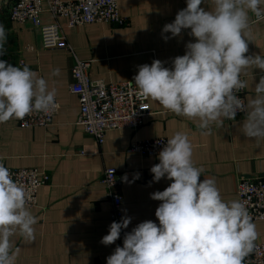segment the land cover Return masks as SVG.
<instances>
[{
	"label": "crops",
	"instance_id": "0c3cea01",
	"mask_svg": "<svg viewBox=\"0 0 264 264\" xmlns=\"http://www.w3.org/2000/svg\"><path fill=\"white\" fill-rule=\"evenodd\" d=\"M16 0H0V24L7 32L6 50L0 60L13 66H29L38 77H43L49 90H55L60 109L47 127L23 128L18 119L0 123V163L10 168L35 167L50 173V183L41 187L37 205L29 207L38 218L35 240L28 242L13 237L19 248L16 264H99L113 253L117 242L104 246L102 237L111 224V200L100 178L107 168L117 169L122 196L123 216L132 217L128 231L138 223L152 220L159 224L155 210L160 201L150 193L163 191L171 181L162 178L151 183L150 168L159 163L158 156H142L128 152L135 140L170 138L175 132H185L193 145V163L203 168L204 176L215 180L225 201L238 199L237 183L240 176L264 174V140L255 141L243 135L241 127L245 115L225 120L224 126L213 127L209 135H202L195 122L162 108L149 99L151 113L138 129L123 128L108 131L102 144L85 133L77 123L80 112L77 96L71 92V67L74 56L62 50H44L39 29L29 23L9 18V8ZM47 0H42L40 21L54 22L47 11ZM120 13L128 26L116 27L109 23H93L68 27L59 19L63 33L80 60H90L89 75L106 83L131 81L138 66L151 65L159 59L165 67L185 54V45L194 42L183 30L181 36L167 42L162 38L163 26L174 21L177 12L186 7V0H118ZM208 10L207 3L202 4ZM255 39L249 43L246 55L264 54V21L253 25ZM165 35L171 36L170 33ZM33 47L32 49H29ZM58 74L53 75V70ZM264 75L259 69L249 70L246 98L252 86ZM253 79V85H252ZM135 173L140 178L133 181ZM127 175L128 181L123 177ZM239 200V199H238ZM257 238L264 241V220L254 222Z\"/></svg>",
	"mask_w": 264,
	"mask_h": 264
},
{
	"label": "clouds",
	"instance_id": "9594fccd",
	"mask_svg": "<svg viewBox=\"0 0 264 264\" xmlns=\"http://www.w3.org/2000/svg\"><path fill=\"white\" fill-rule=\"evenodd\" d=\"M93 2L88 0L89 7ZM205 3L208 10L201 6ZM261 21L264 0H186V7L163 26L161 35L167 42L190 30L194 42L186 43L185 54L173 58L171 68L159 59L139 65L136 94L192 120L205 136L213 127H223L225 120H235L238 111L244 112L243 135L264 140V75L252 86L250 97L238 95L249 87L242 78L249 70L264 73V54L246 55L248 42L255 39L253 25ZM7 39L0 24V55ZM55 95L29 66L0 60V123L57 109ZM192 157L193 145L185 132L167 139L158 153L159 163L150 168V184L162 178L171 181L163 191L150 193L152 200L161 202L155 210L159 224L146 220L125 232L123 246L115 247L106 264H244L257 238L247 208L238 199L225 201L214 179L201 180L204 170L194 165ZM139 178L135 173L132 182ZM123 180L128 181L127 175ZM31 199L30 191L0 163V264H16L19 248L13 237L35 240L38 218L28 207ZM131 220L124 215L113 221L100 243L114 244Z\"/></svg>",
	"mask_w": 264,
	"mask_h": 264
},
{
	"label": "built area",
	"instance_id": "2783aa9c",
	"mask_svg": "<svg viewBox=\"0 0 264 264\" xmlns=\"http://www.w3.org/2000/svg\"><path fill=\"white\" fill-rule=\"evenodd\" d=\"M46 3L47 11L54 18L52 23L45 24L40 21V14L43 11L42 0H16L9 8V18L19 23H29L39 29L44 50H62L74 56L70 90L78 98L80 112L77 123L98 144L104 142L108 131L140 128L144 119L151 113L149 99L137 95L135 85L131 81L106 83L92 79L89 75L91 61L76 57L59 23V19L63 18L66 25L72 28L93 23H109L116 27L128 26V19L119 11L118 0H94L91 7L88 0H47ZM238 95L241 99H246V89ZM56 102L59 104L57 100ZM59 109L60 104L57 109L47 113L34 111L23 120H18V123L23 128L47 127L53 122ZM243 115L244 112L238 111L236 117ZM166 144L165 137L145 138L132 141L127 151L142 156H158ZM8 168L13 178L30 191L32 199L28 206H36L38 191L50 183V173L35 167ZM100 183L110 196L111 223L118 222L123 216V209L122 196L116 190L120 185L117 169L107 168L100 178ZM237 195L245 204L252 223L264 220V174L240 176ZM125 232H128V229L122 230L120 238L116 241L117 245L123 246ZM244 264H264V241L254 243L252 252L244 258Z\"/></svg>",
	"mask_w": 264,
	"mask_h": 264
}]
</instances>
